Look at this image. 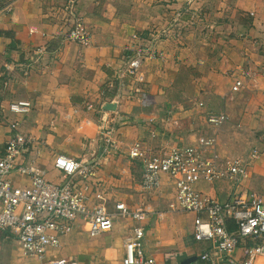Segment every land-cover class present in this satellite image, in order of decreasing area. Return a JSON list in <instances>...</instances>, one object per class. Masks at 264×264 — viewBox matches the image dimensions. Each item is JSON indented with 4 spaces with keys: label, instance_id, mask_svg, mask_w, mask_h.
I'll return each mask as SVG.
<instances>
[{
    "label": "crops",
    "instance_id": "crops-1",
    "mask_svg": "<svg viewBox=\"0 0 264 264\" xmlns=\"http://www.w3.org/2000/svg\"><path fill=\"white\" fill-rule=\"evenodd\" d=\"M63 1L0 0V158L8 123L23 120L22 131L42 145L36 167L54 183L64 179L53 169L55 156L90 159L98 154L101 120L115 113L103 109L109 103L101 104L100 92L121 66L132 35L158 33L170 13L186 9L185 0H80L78 13L91 34L90 44L81 46L65 38ZM202 5L204 21L192 23L184 13L182 36L162 41L158 48L163 58L143 64L139 97L119 108L126 119L119 129V150L98 173L109 208L117 201L130 208L143 201L163 212L144 224V253L156 264H192L206 246L193 238L191 214L167 210L174 187L166 175L158 193L138 192L141 167L127 155L131 143L165 151L191 145L198 136L212 137L221 157L246 162V177L238 184L199 182L197 189L222 201L247 192L264 200V0H202ZM39 47L43 54H37ZM236 80L242 85L234 91ZM19 100L32 104L24 117L9 110ZM210 113H224L226 119L212 126L206 121ZM253 149L257 154L251 158ZM9 179L14 186L30 183L16 173ZM133 225L122 221L90 238L77 221L48 257L122 264ZM251 244V238L240 239L233 263L224 264H241L243 247ZM42 262L24 256L13 234L0 233V264Z\"/></svg>",
    "mask_w": 264,
    "mask_h": 264
},
{
    "label": "built area",
    "instance_id": "built-area-1",
    "mask_svg": "<svg viewBox=\"0 0 264 264\" xmlns=\"http://www.w3.org/2000/svg\"><path fill=\"white\" fill-rule=\"evenodd\" d=\"M79 1H63L65 38L88 46L91 34L78 13ZM185 8L184 12L170 13L166 26L158 33L132 35V42L124 47L126 54L121 66L100 92L101 104L109 103L113 109L107 111L115 113L101 120L98 154L90 159L55 156L52 166L62 174V182L47 180L36 167L42 145L22 131L23 120L8 123L10 132L0 158V233L13 234L24 256L43 261L42 264H77L72 258L48 257L49 252L59 248L61 237L70 233L77 221L83 222L90 238L128 221L134 225L124 245L122 264H156L153 257L144 253V224L153 216L160 218L163 212L143 201L134 208L117 201L109 208L98 183V173L119 150V129L126 121L119 115V108L123 101L139 97L145 82L143 64L163 58L158 48L162 41L182 36L187 27L184 13L189 14L192 23L204 21L202 0H185ZM36 52L43 54L45 50L39 47ZM241 85V80H236L232 90ZM9 110L24 117L32 110V104L29 100L15 101L9 104ZM225 119L224 113H210L206 117L207 123L215 127ZM256 154L257 150L253 149L250 157ZM127 155L141 167L138 192L158 193L161 176L166 175L174 187V197L167 203V210L193 216V238L206 247L192 264L233 263L231 255L242 238H251L252 244L243 247L245 258L241 264H264L262 197L256 192H247L222 201L197 189L199 182L225 180L238 184L246 177L245 161L221 157L215 151V139L205 136H198L191 145L176 144L165 151H154L136 141L128 146ZM13 173L28 177L29 185L14 186L9 179Z\"/></svg>",
    "mask_w": 264,
    "mask_h": 264
},
{
    "label": "water",
    "instance_id": "water-1",
    "mask_svg": "<svg viewBox=\"0 0 264 264\" xmlns=\"http://www.w3.org/2000/svg\"><path fill=\"white\" fill-rule=\"evenodd\" d=\"M106 110H112V106L110 104H107V106L105 107ZM191 261L186 262L185 264H189Z\"/></svg>",
    "mask_w": 264,
    "mask_h": 264
},
{
    "label": "rangeland",
    "instance_id": "rangeland-1",
    "mask_svg": "<svg viewBox=\"0 0 264 264\" xmlns=\"http://www.w3.org/2000/svg\"><path fill=\"white\" fill-rule=\"evenodd\" d=\"M124 223V222H123Z\"/></svg>",
    "mask_w": 264,
    "mask_h": 264
}]
</instances>
